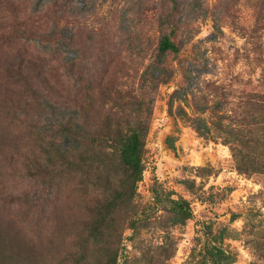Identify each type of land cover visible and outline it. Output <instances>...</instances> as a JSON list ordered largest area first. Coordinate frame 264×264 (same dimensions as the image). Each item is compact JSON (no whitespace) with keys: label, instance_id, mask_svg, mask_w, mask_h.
Returning a JSON list of instances; mask_svg holds the SVG:
<instances>
[{"label":"rangeland","instance_id":"374dc122","mask_svg":"<svg viewBox=\"0 0 264 264\" xmlns=\"http://www.w3.org/2000/svg\"><path fill=\"white\" fill-rule=\"evenodd\" d=\"M20 22L33 33L62 27L64 39L0 38V64L30 58L64 92L83 77L99 112L129 114L127 89L148 97L133 111L145 119V168L132 206L119 215L115 264H264V0H0V28ZM166 34L179 52L161 54ZM5 84L12 89L7 78ZM58 100L52 98L54 117ZM3 104L0 230L25 227L21 239L29 245L32 225L18 196L31 181L6 155L38 142L49 122L42 112ZM68 228L45 232L44 260L36 264H56V244L68 242ZM12 251L0 243V264H30L14 262Z\"/></svg>","mask_w":264,"mask_h":264},{"label":"trees","instance_id":"16d2710c","mask_svg":"<svg viewBox=\"0 0 264 264\" xmlns=\"http://www.w3.org/2000/svg\"><path fill=\"white\" fill-rule=\"evenodd\" d=\"M19 24L18 29L15 26L0 28V38L32 34L47 41L64 39L62 27L33 33L29 27L22 26L24 23ZM69 38L73 45L74 35ZM159 50L164 55L179 52L181 46L171 34H166L160 41ZM159 62H162L161 58ZM75 65H70L69 74H76ZM0 69V105L9 100L17 112L31 115L42 112L49 122L38 131V142L25 148L15 145L14 151L6 155L10 167L21 164L31 181L29 188L18 196L27 204L25 214L32 225L29 229L31 243L23 245L21 238L25 227L16 223L3 236L0 230V243L11 245L13 257L18 255L14 260L16 263L18 259L30 264L42 263L44 254L39 247L45 232L53 236L60 233V226L68 225V242L56 244L59 249L52 258L56 264H86L91 257L100 263L115 264L122 242L119 215L132 206L145 168V119L133 115L134 110L139 111L145 104V93L131 89L124 91L128 103L123 105L132 107L129 114L99 112L102 108H98L89 96L91 84L84 83L83 77L75 78L74 88L63 87L64 92L48 75L42 74L30 58L5 59ZM6 78L11 90L5 84ZM155 78L161 80L159 75ZM18 87L24 91H14ZM39 89L44 93L40 94ZM9 91H14L15 97ZM54 97L59 99L56 117L53 116ZM0 164L3 166L6 162L0 161ZM73 206L76 211L69 214L68 209Z\"/></svg>","mask_w":264,"mask_h":264}]
</instances>
